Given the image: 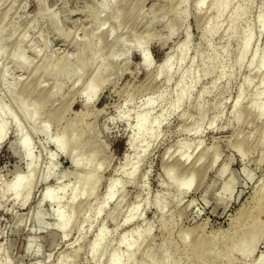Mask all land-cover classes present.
<instances>
[{"label":"rangeland","instance_id":"1","mask_svg":"<svg viewBox=\"0 0 264 264\" xmlns=\"http://www.w3.org/2000/svg\"><path fill=\"white\" fill-rule=\"evenodd\" d=\"M200 1L0 0V264H110L114 253L122 264H264V72L252 64L264 49V0H230L221 17L213 0ZM183 44L181 60L174 49ZM91 79L97 94L86 106ZM159 116L151 135L140 131L142 117L150 127ZM23 140L36 164L31 187L15 197L8 186L30 170ZM50 171L67 177L47 181L59 200L41 203L39 222ZM81 184L87 193L70 206ZM54 206L68 220L65 237Z\"/></svg>","mask_w":264,"mask_h":264},{"label":"bare ground","instance_id":"2","mask_svg":"<svg viewBox=\"0 0 264 264\" xmlns=\"http://www.w3.org/2000/svg\"><path fill=\"white\" fill-rule=\"evenodd\" d=\"M204 1L205 0H201L200 1V3H199V5H203L204 4ZM228 4H230V0H213V2H212V4L210 5V11L211 10H214L215 11V13L217 14V17H221L222 16V14L225 12V10L227 9V6H228ZM239 11L238 10H236V15L238 16V13ZM259 22H260V27L261 28H263L264 27V14L263 15H261L260 16V19H259ZM98 30H99V28H97ZM97 30V31H98ZM251 40H252V36H251V34L250 33H246V35H245V37L243 38V42L241 43V46H240V49H239V52H240V55H239V59H238V61H237V63L238 64H241L242 62H243V59H244V56H245V53H246V51L248 50V48H249V46H250V43H251ZM0 44H1V41H0ZM185 44H187V42L185 43ZM185 44H183L181 47H179L178 49H176V47H175V49H174V51L176 52L177 50H178V52H180V58H181V60H184L185 59V57H186V54H185V52H184V50H183V46L185 45ZM91 44H85V48H86V50H90L91 49V46H90ZM134 48H135V50L139 53V55H140V57H141V64H142V66L145 68V69H150L151 67H152V65H153V59L151 58V55H150V53H148V51L145 49V48H142V47H140V45H139V42L137 41V42H135V46H134ZM1 52V51H0ZM173 58H174V56H173V53H171V54H169L165 59H164V61L163 62H161V64H159L158 66H157V68H156V72H157V75L158 76H160V75H163V74H165V73H168L169 71H170V67H171V65H172V60H173ZM251 61V60H250ZM257 61H259L260 62V68L263 70V72H264V49H263V52L261 53V54H254V56H253V59H252V64L253 63H255V62H257ZM84 64V63H83ZM204 68V67H203ZM205 72H212V70H213V68L211 67V66H207V67H205L204 69H203ZM198 72V71H197ZM197 74V73H196ZM263 75H264V73H263ZM94 82L95 81H93V79H91L90 80V82L85 86V88H84V90H83V92H82V94L84 93V95H85V105L86 106H89V105H91L92 104V101H93V98L95 97V95L97 94V90L96 89H94L93 88V85H94ZM262 83H264V78H263V82ZM180 84L181 83H179L178 84V86H180ZM213 84H215L214 82H213ZM186 94H187V89L186 88H183L182 89V91H181V94L179 95V97L177 98V100H176V102H175V104H174V106L176 107V106H179L180 104H181V102L184 100V98H185V96H186ZM260 95L262 96H264V92H262V93H260ZM258 97V96H257ZM240 98H241V95L238 97V100H237V103H236V105L235 106H237V104H238V102L240 101ZM151 101H153V100H148L146 103H145V105L146 106H150L151 105ZM35 102V101H34ZM258 112H259V114L260 115H262L263 113H264V103H262L259 107H258ZM1 116V115H0ZM24 116H25V118H27V119H34V115L33 114H31V111H27V112H25L24 113ZM163 118L162 117H158V118H155V120L153 121V123H152V125L149 127L148 126V121H147V119H146V117H142L141 119H140V131L142 132H148V135H151V132H152V130H153V128L155 127V128H157V127H159L162 123H163ZM0 122H1V120H0ZM43 129H44V135L47 137L48 136V138H49V135L47 134V128L44 126L43 127ZM194 129V128H193ZM197 130V129H196ZM6 134H7V128L6 127H3V128H1L0 129V142L5 138V136H6ZM63 134H65V133H63ZM133 142H134V140H131L130 142H129V147L130 148H134V145H133ZM76 143V142H75ZM54 149H56L57 150V152H60L61 150L63 151V144H55L54 146ZM182 148V147H181ZM20 149H22V150H24V159L25 160H27L28 161V163H29V168H30V170H29V176H28V180L25 182L24 181V175H19V176H17V178L15 179V181L10 185V186H8V188H7V190L9 191V192H11L15 197H18L19 196V194L21 193V191L24 189V188H30L31 187V185H32V178L34 177H32V175H31V172H33L34 171V165L36 164V160H35V158L32 156V154H31V146H30V143L28 142V141H26V140H23V142L21 143V148ZM19 149V150H20ZM66 155L68 156V157H70L71 156V159L73 160V164L76 166V167H79L80 166V160L77 158V157H75L74 156V154H73V152H69V153H66ZM54 159V155H51L50 156V160H53ZM181 162H184L185 164H186V162L185 161H182L181 160ZM134 173H135V171L134 172H132L131 174H130V176H133L134 175ZM33 174V173H32ZM194 174H196V173H194L193 172V174L191 175V176H189V177H187L186 178V184H185V186H178L177 188L179 189V190H183V189H185V188H188L189 187V185L193 182V180H194ZM54 177V179H52V180H56L58 183H59V181L61 180H63V179H65V178H63V177H67V175L66 174H63L61 177H57L56 179H55V175H54V173H52V171H50L49 173H48V175L46 176V178L44 179L45 181H46V185L48 186H46V188H44V191L42 192V196H41V199H40V201L38 202V204H37V214H36V216H37V218H38V220H44V217L42 216V218H41V214L43 213V212H41V214H40V210H39V206L41 205V203L42 202H44L45 204H50V205H53L54 203H56L57 202V195H58V192H56L51 186H49V184H47V181L48 180H51V178H53ZM63 178V179H62ZM116 183H117V181H113L110 185H109V187H108V189H107V196H106V200L108 201L110 198H112L113 196H114V194H115V190H116ZM120 184V183H119ZM94 189H95V185L94 184H92L91 183V187H90V189H89V191H88V196L90 197V196H92V194H93V191H94ZM61 191H62V194H64V196H65V194H66V192L68 191V187L67 186H64V187H61V189H60ZM86 186H84V185H79V187L76 189V193L73 195V196H71V198H70V201H69V205L70 206H74L76 203H77V200L80 198V197H82V196H84V194L85 193H87L86 191ZM59 200V199H58ZM158 203V202H157ZM156 203V206H159L158 204ZM58 204V203H57ZM44 205V204H43ZM42 209V208H41ZM43 210V209H42ZM45 214V213H44ZM53 214H54V216H55V218H56V227H57V229L59 230V232H61L62 233V235L65 237L66 236V232H67V229H68V226H69V223H68V220H67V218L64 216V211H63V209L62 208H60V207H57V206H54V210H53ZM43 215V214H42ZM135 216L136 215H131V216H129V217H127V219H126V222L127 223H129V222H131L134 218H135ZM41 220L39 221V222H41ZM42 220V221H43ZM42 224H44L43 222H42ZM41 224V225H42ZM56 230V229H55ZM103 238L101 237V239H100V241L102 240ZM124 242H125V237L122 239V244H124ZM253 245H257L258 244V241L257 240H253ZM96 245H98V244H96ZM95 245V248L93 249V254H96V252H97V246ZM134 246H135V243H132V244H130V245H128V252H131V250L134 248ZM32 248V247H31ZM132 254V253H131ZM166 260H167V258H165V260H164V262H163V264H165V262H166ZM261 263H263L264 262V257H263V255L261 256V259L259 260ZM152 262V261H151ZM123 262H121V260H120V257L118 256V254H116V253H114V254H112V256H111V260H110V264H122ZM57 264H67V262L65 261V260H63V259H60L58 262H57Z\"/></svg>","mask_w":264,"mask_h":264}]
</instances>
